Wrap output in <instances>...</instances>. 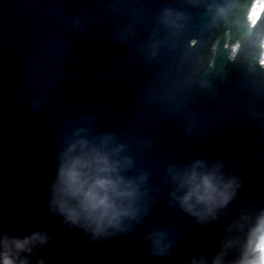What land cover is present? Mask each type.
I'll return each instance as SVG.
<instances>
[{
    "label": "water",
    "instance_id": "1",
    "mask_svg": "<svg viewBox=\"0 0 264 264\" xmlns=\"http://www.w3.org/2000/svg\"><path fill=\"white\" fill-rule=\"evenodd\" d=\"M213 2L0 0V234L44 231L22 253L31 264H191L229 238L225 258L240 256L264 210V68L247 47L228 61L237 27L213 22ZM80 137L122 146L121 174L139 184L134 212L101 232L52 204L62 153ZM195 161L236 181L215 217L178 199L173 174Z\"/></svg>",
    "mask_w": 264,
    "mask_h": 264
},
{
    "label": "clouds",
    "instance_id": "2",
    "mask_svg": "<svg viewBox=\"0 0 264 264\" xmlns=\"http://www.w3.org/2000/svg\"><path fill=\"white\" fill-rule=\"evenodd\" d=\"M213 22L219 21L237 27V38L231 44L230 56L245 47L258 50V58L264 64V29L254 30L260 15L264 13V0H252L250 6L238 0H214L208 5ZM109 139L100 144L80 137L70 141L62 153L58 177L53 185L52 204L65 219L91 228L94 232L119 226L122 217L134 212V201L140 194L139 184L121 174L125 167L119 158L122 146L109 147ZM177 187L185 189L178 197L181 204L193 215L205 219L215 217L235 194L236 181L225 178L219 167L203 169L202 161H195L190 168L173 174ZM48 240L44 231L36 230L25 236L0 234V264H31L35 246ZM232 239L221 242L209 261L205 257L193 258L191 264H264V210H261L246 233L241 254L227 260V249ZM35 264H45L38 259Z\"/></svg>",
    "mask_w": 264,
    "mask_h": 264
}]
</instances>
